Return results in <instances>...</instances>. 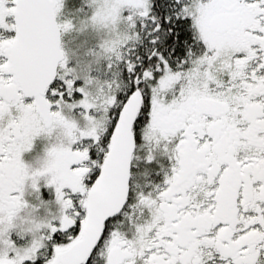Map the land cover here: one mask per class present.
Wrapping results in <instances>:
<instances>
[{"label":"snow or ice","instance_id":"snow-or-ice-1","mask_svg":"<svg viewBox=\"0 0 264 264\" xmlns=\"http://www.w3.org/2000/svg\"><path fill=\"white\" fill-rule=\"evenodd\" d=\"M0 264H264V0H0Z\"/></svg>","mask_w":264,"mask_h":264}]
</instances>
